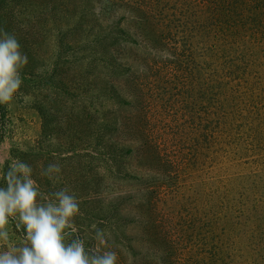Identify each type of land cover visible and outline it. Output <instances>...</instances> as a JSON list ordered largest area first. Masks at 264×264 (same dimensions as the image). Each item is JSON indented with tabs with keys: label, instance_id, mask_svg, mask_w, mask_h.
Wrapping results in <instances>:
<instances>
[{
	"label": "rangeland",
	"instance_id": "374dc122",
	"mask_svg": "<svg viewBox=\"0 0 264 264\" xmlns=\"http://www.w3.org/2000/svg\"><path fill=\"white\" fill-rule=\"evenodd\" d=\"M3 1L11 5L0 10V37L3 23L17 22L23 26L24 37L45 43L46 58L51 56L54 42L76 41V0ZM128 1L130 4L120 5L109 22L129 21L138 27L140 20L135 15H143L142 3L150 9L164 8L176 20L191 10L190 0ZM202 16L200 12L198 17ZM202 62L198 56V63ZM189 71L185 65L181 72L185 84H173L170 90V85L160 82L176 100L161 105L163 115L154 111L149 129H154L159 143L157 160H153L157 164L142 175L144 179L112 175L111 161L104 151L76 150V119L63 109L69 104L66 100L53 96L44 99L53 113L45 128L33 97L18 89L6 103L7 116L0 118V187H6L3 177L19 160L32 169L38 204L55 201V192L67 190L75 197L79 211L70 220L71 227L63 230L62 242L67 246L82 240L88 255L115 252L116 264H210L211 257L215 264H232L236 254L232 252V206H242L255 222L254 234L264 236V186L258 195L249 191L245 198L232 193V175L254 170L264 173V82H258L260 97L254 102L237 94L234 104L239 113L244 112L240 120L237 114L232 115V79L228 80L225 72L214 92L203 89V82L192 86L185 78ZM201 78L198 72L199 81ZM249 90L244 93L252 95ZM209 106L215 107L219 125L208 121ZM129 161L128 168L140 176L137 159ZM53 163L60 171L50 178L44 169ZM144 193L149 195L144 197ZM17 224L18 214L9 218L5 227L8 239L0 240V253L30 246L23 225ZM97 229L103 230L99 239ZM242 241L237 254L251 255L254 248L252 262L260 263L264 240ZM220 253L225 254V262L217 259ZM250 262L245 259L238 263Z\"/></svg>",
	"mask_w": 264,
	"mask_h": 264
},
{
	"label": "trees",
	"instance_id": "16d2710c",
	"mask_svg": "<svg viewBox=\"0 0 264 264\" xmlns=\"http://www.w3.org/2000/svg\"><path fill=\"white\" fill-rule=\"evenodd\" d=\"M190 2V12L177 20L165 13L164 8L150 9L142 3L143 17L135 15L140 20V25L135 27L129 21L109 22L118 14L120 5L130 4L128 0H76V41L54 42L48 58L43 53L45 43L24 37L23 26L17 22L3 23L2 32L14 36L20 51L27 56V63L19 70L22 81L19 90L33 97L45 128L53 113L46 108L44 99L53 96L66 100L69 104L63 109L76 119V137H79L76 150L104 151L111 161L112 175L144 179L146 176L142 175L157 164L153 160H157L159 143L153 136L154 129H149L154 122V111L163 115L161 105L176 100L166 87L161 88L162 80L164 85H170L168 90L173 84H185L181 72L188 65L190 71L185 78L192 86L203 82V89L216 92L215 87L223 82L221 74L225 72L226 78L232 79V115L237 114L240 120L244 112L239 113L234 104L237 94L254 102L260 97L258 82H264V0ZM9 5L0 0V10ZM176 12L179 14V9ZM200 12H203L201 18ZM198 56L203 58L200 64ZM240 86L244 90L239 91ZM160 89L164 90L160 92ZM247 90L252 95L245 94ZM213 108H207L208 121L219 125ZM6 116L7 104H0V118ZM132 157L140 164V176L138 171L135 175L128 168ZM259 171L232 175V193L244 198L249 197V191L258 195L264 186V173ZM249 216L242 206H232V252H236L232 264L245 259H251L249 264L264 262V254L260 263L252 262L254 248L250 249L251 255L237 254L240 239L241 244L243 239L264 240V236L252 231L255 222ZM223 254L217 259L225 262ZM210 264H215L213 257Z\"/></svg>",
	"mask_w": 264,
	"mask_h": 264
},
{
	"label": "clouds",
	"instance_id": "9594fccd",
	"mask_svg": "<svg viewBox=\"0 0 264 264\" xmlns=\"http://www.w3.org/2000/svg\"><path fill=\"white\" fill-rule=\"evenodd\" d=\"M27 63L14 36L4 33L0 37V104L9 102L21 86L19 70ZM58 164H49L44 174L51 178L58 173ZM31 167L15 161L4 175L6 187H0V240L8 239L5 230L9 218L18 214L17 227L23 225L30 246L0 253V264H116V253L88 255L82 240L65 246L62 233L71 227L70 220L79 211L74 196L67 190L55 192V201L38 204V191L31 179ZM103 230L97 229L101 238Z\"/></svg>",
	"mask_w": 264,
	"mask_h": 264
}]
</instances>
